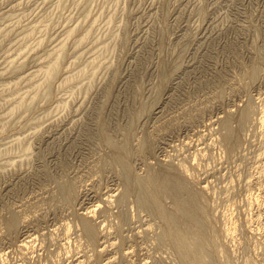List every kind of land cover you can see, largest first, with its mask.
<instances>
[{
  "label": "rangeland",
  "instance_id": "1",
  "mask_svg": "<svg viewBox=\"0 0 264 264\" xmlns=\"http://www.w3.org/2000/svg\"><path fill=\"white\" fill-rule=\"evenodd\" d=\"M170 217L264 264V0H0V264H192Z\"/></svg>",
  "mask_w": 264,
  "mask_h": 264
},
{
  "label": "bare ground",
  "instance_id": "2",
  "mask_svg": "<svg viewBox=\"0 0 264 264\" xmlns=\"http://www.w3.org/2000/svg\"><path fill=\"white\" fill-rule=\"evenodd\" d=\"M78 105V104H77ZM219 120V119H218ZM226 127V126H225ZM18 140V139H17ZM152 181V180H151ZM144 193V192H143ZM152 202H155V200H151ZM93 212V211H92ZM190 212V211H189ZM188 213V212H187ZM189 217V216H188ZM168 229L166 231L167 235L172 237L176 242L177 246H180L182 248V255L185 257V259L188 261V263H192V264H206V258L204 256L203 253L198 252L196 254H192L191 252H189V245H193V244H200L201 241L199 238H188L187 236V232L186 231H179L178 229H176V225H175V220H173L172 217L168 218ZM178 224V223H177ZM87 226V225H86ZM87 229V228H86ZM91 231V230H90ZM92 232V231H91ZM88 235V234H87ZM90 235V234H89ZM192 239L191 241H189L188 239ZM173 241V243H174ZM29 242V241H28ZM173 246V245H172ZM194 246V245H193ZM186 247V248H185ZM180 248V249H181ZM198 254V255H197ZM209 264V263H208Z\"/></svg>",
  "mask_w": 264,
  "mask_h": 264
}]
</instances>
